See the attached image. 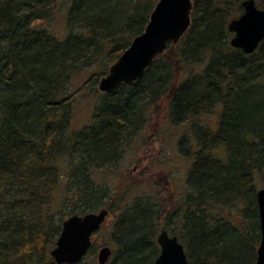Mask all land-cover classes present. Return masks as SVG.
Returning a JSON list of instances; mask_svg holds the SVG:
<instances>
[{
	"label": "trees",
	"instance_id": "trees-1",
	"mask_svg": "<svg viewBox=\"0 0 264 264\" xmlns=\"http://www.w3.org/2000/svg\"><path fill=\"white\" fill-rule=\"evenodd\" d=\"M54 1L0 0V264H56L51 250L66 218L115 207L116 249L107 264H155L160 225L170 220L180 222L175 234L190 264H255L264 39L251 54L231 46L228 25L243 13L242 0H193L181 40L169 43L140 80L111 93L98 83L144 31L157 0H70L63 37L37 23ZM256 3L264 8V0ZM83 74L76 93L85 91L92 115L77 128L68 86ZM214 114L215 126L205 121ZM161 115L176 129L190 125L191 134L179 138L192 158L184 200L128 201L95 176L113 172ZM236 203L238 217L223 214Z\"/></svg>",
	"mask_w": 264,
	"mask_h": 264
},
{
	"label": "water",
	"instance_id": "water-1",
	"mask_svg": "<svg viewBox=\"0 0 264 264\" xmlns=\"http://www.w3.org/2000/svg\"><path fill=\"white\" fill-rule=\"evenodd\" d=\"M243 13L228 25L231 46L246 54L255 52L264 39V8L256 0H242ZM193 0H157L144 31L138 34L98 83L100 92L111 93L120 85L140 80L155 58L169 43H177L188 31ZM1 30V24H0ZM261 241L255 264H264V188L257 191ZM108 208L97 212L74 214L62 223L60 235L51 255L56 264H76L86 257L98 232L109 215ZM160 253L155 264H190L185 247L178 236L162 229L157 236ZM112 248L104 246L98 254L99 264H107Z\"/></svg>",
	"mask_w": 264,
	"mask_h": 264
},
{
	"label": "rangeland",
	"instance_id": "rangeland-1",
	"mask_svg": "<svg viewBox=\"0 0 264 264\" xmlns=\"http://www.w3.org/2000/svg\"><path fill=\"white\" fill-rule=\"evenodd\" d=\"M69 2L70 0H55L53 9L45 18L46 20H40L37 23L42 24L57 36L63 37L67 32L66 13ZM85 78H87V74L78 76L68 86V91L74 94L76 98L73 125L77 128L86 124L92 115L89 98L81 96L85 91L83 90L84 92L82 91L80 94L76 93L83 87ZM217 119V114H214L205 121H210L215 126ZM181 126L179 129L174 128L166 122L163 115L158 120L150 121L147 129L133 140V146L127 147L123 151L120 161L116 166H113L114 171L108 173L100 171V175L98 173L95 177L118 187L117 194H121V196L124 194L128 201L150 198L153 201L159 199L162 203V200L172 199V201L177 200L176 202L180 204L184 200V193L187 188L185 175L192 160L188 152L185 151V153L179 147V138L183 131L187 130V135L191 134V130L188 128L190 125L186 123ZM154 128L156 129L154 130ZM69 207H73V205L69 203L65 209L68 210ZM237 208L236 203L233 206L223 207L221 211L223 214L230 213L233 217H238ZM97 211L99 209L93 210V212ZM119 213L117 207L109 213L100 230L96 233L97 236L93 239L94 252L86 256L82 264L98 263L99 251L104 246H110L113 250L116 249L111 233ZM179 225L180 222L167 221L166 226L160 225L158 234L162 229H167L171 235L179 236L180 234H175L179 232Z\"/></svg>",
	"mask_w": 264,
	"mask_h": 264
}]
</instances>
